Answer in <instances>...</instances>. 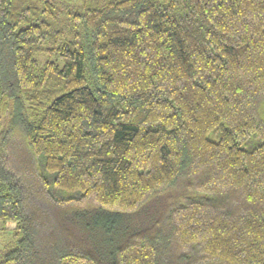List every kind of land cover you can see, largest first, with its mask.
<instances>
[{
    "label": "trees",
    "instance_id": "16d2710c",
    "mask_svg": "<svg viewBox=\"0 0 264 264\" xmlns=\"http://www.w3.org/2000/svg\"><path fill=\"white\" fill-rule=\"evenodd\" d=\"M0 223V264H264V0H0Z\"/></svg>",
    "mask_w": 264,
    "mask_h": 264
},
{
    "label": "rangeland",
    "instance_id": "374dc122",
    "mask_svg": "<svg viewBox=\"0 0 264 264\" xmlns=\"http://www.w3.org/2000/svg\"><path fill=\"white\" fill-rule=\"evenodd\" d=\"M67 1H76V0H67ZM142 214V213H140ZM143 219V216L139 215H135V216H131L129 218H126V221L129 225H131L132 227H137L140 226L141 221ZM13 230H14V225L11 223H6V224H2L0 223V250L1 248H3V246L8 243L11 239H12V234H13Z\"/></svg>",
    "mask_w": 264,
    "mask_h": 264
}]
</instances>
